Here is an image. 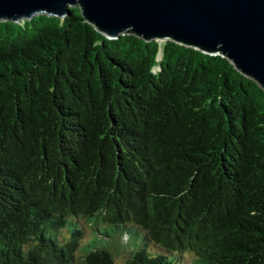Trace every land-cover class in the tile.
<instances>
[{"label":"trees","instance_id":"trees-1","mask_svg":"<svg viewBox=\"0 0 264 264\" xmlns=\"http://www.w3.org/2000/svg\"><path fill=\"white\" fill-rule=\"evenodd\" d=\"M116 252L264 264V90L221 55L109 39L78 7L0 21V264Z\"/></svg>","mask_w":264,"mask_h":264},{"label":"water","instance_id":"water-1","mask_svg":"<svg viewBox=\"0 0 264 264\" xmlns=\"http://www.w3.org/2000/svg\"><path fill=\"white\" fill-rule=\"evenodd\" d=\"M71 7L109 39L132 34L221 55L264 90V0H0V21L64 18Z\"/></svg>","mask_w":264,"mask_h":264},{"label":"rangeland","instance_id":"rangeland-1","mask_svg":"<svg viewBox=\"0 0 264 264\" xmlns=\"http://www.w3.org/2000/svg\"><path fill=\"white\" fill-rule=\"evenodd\" d=\"M86 226V225H84ZM88 227V226H87ZM68 236V234L66 235ZM91 237H93V231L90 229V227H88V230L86 231L85 234V241L89 240ZM115 255V262L116 264H124L125 263V253L121 254V252H116L114 253Z\"/></svg>","mask_w":264,"mask_h":264}]
</instances>
